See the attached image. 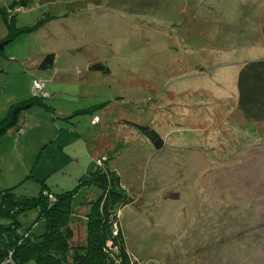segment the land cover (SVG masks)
Listing matches in <instances>:
<instances>
[{
	"label": "rangeland",
	"instance_id": "rangeland-1",
	"mask_svg": "<svg viewBox=\"0 0 264 264\" xmlns=\"http://www.w3.org/2000/svg\"><path fill=\"white\" fill-rule=\"evenodd\" d=\"M12 1L0 121L32 98L33 76L49 96L0 136V191H72L80 243L99 194L82 180L104 155L130 198L116 213L130 264H264V0ZM36 216L19 214V231Z\"/></svg>",
	"mask_w": 264,
	"mask_h": 264
},
{
	"label": "trees",
	"instance_id": "trees-1",
	"mask_svg": "<svg viewBox=\"0 0 264 264\" xmlns=\"http://www.w3.org/2000/svg\"><path fill=\"white\" fill-rule=\"evenodd\" d=\"M13 0L10 7L17 6ZM5 18V16L3 15ZM2 46V45H1ZM54 61V54L47 53L39 62L40 68H49ZM89 67V66H88ZM96 70L108 71L100 63L91 67ZM34 80H40L42 90L46 95H41L32 86ZM45 82L39 76H33L30 82L32 98L23 106H13L7 115L0 121V136L16 122L20 109L36 103V99L49 96L44 88ZM96 118V119H95ZM97 122V116L93 117ZM156 148L162 140L152 127L137 125ZM101 156V155H100ZM104 156V155H102ZM107 158V157H106ZM104 158L98 168L90 173L85 184L99 188V194L90 204V210L85 219V237L80 243H72L73 229L72 210L70 207L72 191L53 193L41 189L36 196L19 197L12 188L0 191V264H130V255L126 249L124 238L117 227V211L130 198L117 188V180L112 176L113 171L106 167L108 160ZM105 163V164H104ZM104 169L100 168L103 167ZM107 169V170H106ZM48 193L53 200L48 198ZM35 209L36 219L23 230L19 231L20 222L18 215L24 211ZM45 222L44 231L36 234L32 228L36 221ZM135 264V263H134Z\"/></svg>",
	"mask_w": 264,
	"mask_h": 264
},
{
	"label": "built area",
	"instance_id": "built-area-1",
	"mask_svg": "<svg viewBox=\"0 0 264 264\" xmlns=\"http://www.w3.org/2000/svg\"><path fill=\"white\" fill-rule=\"evenodd\" d=\"M32 86L35 90H37V92L41 95H46V93L42 90L43 84L40 80H34L32 83ZM96 119V118H95ZM105 157L104 156H100L97 160L96 163H100ZM48 198L50 200H53V197L51 196V194H48Z\"/></svg>",
	"mask_w": 264,
	"mask_h": 264
},
{
	"label": "crops",
	"instance_id": "crops-1",
	"mask_svg": "<svg viewBox=\"0 0 264 264\" xmlns=\"http://www.w3.org/2000/svg\"><path fill=\"white\" fill-rule=\"evenodd\" d=\"M44 88H46V85H44ZM46 90V89H45ZM47 92H49L48 90H46Z\"/></svg>",
	"mask_w": 264,
	"mask_h": 264
},
{
	"label": "water",
	"instance_id": "water-1",
	"mask_svg": "<svg viewBox=\"0 0 264 264\" xmlns=\"http://www.w3.org/2000/svg\"><path fill=\"white\" fill-rule=\"evenodd\" d=\"M0 47H1V45H0Z\"/></svg>",
	"mask_w": 264,
	"mask_h": 264
}]
</instances>
